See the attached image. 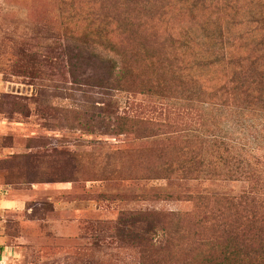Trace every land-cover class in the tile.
I'll list each match as a JSON object with an SVG mask.
<instances>
[{
	"label": "trees",
	"instance_id": "trees-1",
	"mask_svg": "<svg viewBox=\"0 0 264 264\" xmlns=\"http://www.w3.org/2000/svg\"><path fill=\"white\" fill-rule=\"evenodd\" d=\"M257 2L264 7V0H80L71 18L83 28L66 34L64 45L52 34L49 55L39 62L97 76L104 98L83 131L151 142L139 171L116 164L112 173L148 180L242 178L249 185L238 196H157L191 209L147 213L160 221L145 240L132 236L138 264H264V178L242 166L220 138L214 115L230 106L264 113V15L253 13ZM172 9L194 24L159 38L157 28ZM139 97L163 104L148 109L135 104ZM207 112L212 118H203Z\"/></svg>",
	"mask_w": 264,
	"mask_h": 264
},
{
	"label": "rangeland",
	"instance_id": "rangeland-1",
	"mask_svg": "<svg viewBox=\"0 0 264 264\" xmlns=\"http://www.w3.org/2000/svg\"><path fill=\"white\" fill-rule=\"evenodd\" d=\"M262 6L257 2L253 13L264 15ZM79 7L80 0L75 6L0 0V264H138L132 236L145 240L160 221L147 213L191 209L157 196H238L249 187L242 178L148 180L112 173L116 164L139 171L151 142L83 131L104 98L97 76L39 64L49 55L52 34L64 45L66 34L81 31L83 24L71 18ZM167 18L157 28L159 38L194 24L176 9ZM139 98L135 104L148 109L163 104ZM214 115L220 138L242 166L264 178V113L230 106ZM39 179L46 183L33 182Z\"/></svg>",
	"mask_w": 264,
	"mask_h": 264
}]
</instances>
